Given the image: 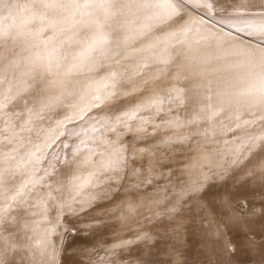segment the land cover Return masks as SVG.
Returning <instances> with one entry per match:
<instances>
[{
	"label": "snow or ice",
	"instance_id": "1",
	"mask_svg": "<svg viewBox=\"0 0 264 264\" xmlns=\"http://www.w3.org/2000/svg\"><path fill=\"white\" fill-rule=\"evenodd\" d=\"M249 196L264 0H0V264H264Z\"/></svg>",
	"mask_w": 264,
	"mask_h": 264
},
{
	"label": "rangeland",
	"instance_id": "2",
	"mask_svg": "<svg viewBox=\"0 0 264 264\" xmlns=\"http://www.w3.org/2000/svg\"><path fill=\"white\" fill-rule=\"evenodd\" d=\"M248 199H249V205L250 206L252 204H255L257 208L264 206V201L258 200L253 196H249ZM102 238L106 239L108 241H111L113 239L112 234L110 232H106Z\"/></svg>",
	"mask_w": 264,
	"mask_h": 264
}]
</instances>
